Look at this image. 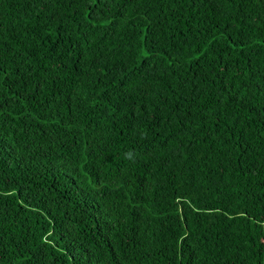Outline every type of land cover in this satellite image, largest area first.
Returning <instances> with one entry per match:
<instances>
[{"label": "trees", "instance_id": "1", "mask_svg": "<svg viewBox=\"0 0 264 264\" xmlns=\"http://www.w3.org/2000/svg\"><path fill=\"white\" fill-rule=\"evenodd\" d=\"M0 264H264V0H0Z\"/></svg>", "mask_w": 264, "mask_h": 264}]
</instances>
